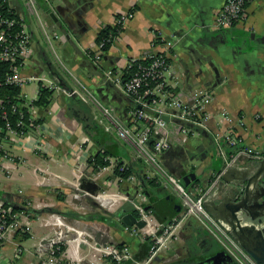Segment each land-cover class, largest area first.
<instances>
[{"label": "crops", "instance_id": "1", "mask_svg": "<svg viewBox=\"0 0 264 264\" xmlns=\"http://www.w3.org/2000/svg\"><path fill=\"white\" fill-rule=\"evenodd\" d=\"M5 1L33 31L30 70L44 71L63 91L51 90L56 101L52 100L49 107L38 105L36 117L45 138L43 150H38L32 140L7 143L21 159L11 174L0 169V204L27 208L32 228L4 238L0 243V264H40L45 252L40 251L41 242L56 236L62 218L99 222L115 240L128 244L133 254L141 255L150 235L136 225L128 229L120 220L124 211H136L127 198H138L157 209L161 218L155 215V225L169 221L167 195L172 203L182 204L177 194L168 191L170 185L156 180L158 185L150 184L149 180L155 179L152 167L135 159L131 150L109 132L119 144L113 149L118 156L109 155L115 157V163L101 171L89 162L104 145H111L97 136L94 125L99 126V108L93 98L115 106L121 117L128 107L120 88L107 81L105 73L123 71L130 61L161 51L160 39L174 43L171 83L178 84L179 89L210 92L212 124L219 121L223 110L228 111L236 120L231 125L224 120L221 130L227 132L235 127L246 144L264 151V0H251L247 17L226 29L219 28L215 21L226 0H35L34 11L27 0ZM132 11L134 16L118 32L101 64H94L88 52L93 53L100 31L113 25L119 14ZM36 91L35 85L31 94L37 100ZM34 136L38 137L37 133ZM214 139L213 131H203L186 145L165 152L161 161L165 166L172 165L170 172L178 176L196 172L197 179L187 186L191 191L199 185L207 187L217 170L226 167L230 160L217 153ZM222 149L230 153L225 146ZM194 156L198 165L191 163ZM120 161L134 170L135 180L118 179L115 168ZM226 168L220 182L207 195L206 207L241 245L257 247L264 225L259 224L258 218L253 221L252 216H247V223L256 226L237 235L231 229L226 204L236 188L250 181L264 187V158L242 157ZM141 191L145 195L142 199ZM258 212L259 207L253 208L254 217ZM68 237L70 241L61 243L63 250L73 255L77 251L81 257L93 251L79 246L74 235ZM220 249L221 243L195 216H190L182 223L178 239L157 254L152 264L192 261ZM100 264L115 262L105 258Z\"/></svg>", "mask_w": 264, "mask_h": 264}, {"label": "built area", "instance_id": "2", "mask_svg": "<svg viewBox=\"0 0 264 264\" xmlns=\"http://www.w3.org/2000/svg\"><path fill=\"white\" fill-rule=\"evenodd\" d=\"M250 1L226 0L215 16L216 25L226 29L244 20L248 14ZM27 3L34 11L35 0H27ZM10 11L6 1L0 0V169L8 174H11L13 167L21 159L7 147L10 140L19 144L32 140L38 150L45 147V138L40 133V123L36 117L38 109L36 98L29 93L27 85L34 83L38 96L41 87L49 88L55 93L63 91L59 84L48 79L44 71L30 70L33 58V31L24 17L14 15ZM36 13L38 14L37 11ZM133 16V11L121 13L115 18L112 26H117L120 32ZM38 17L41 20L39 14ZM43 30L49 37L44 25ZM159 41L163 49L142 58L143 61L137 63L132 75L125 76V71L133 65V61H130L123 71L105 73L107 81L120 88L128 101L127 111L123 117L117 113L115 106L93 98L94 104L99 108L97 123L131 150L135 159L151 166L155 180L170 185L182 200V209L178 215L167 223L155 225L152 222L155 217L153 208L138 198H127L134 205L137 216L146 221L143 229L150 235L151 240L148 255L143 259H135L134 264H152L157 254L169 249L172 242L178 239L182 223L190 216H195L207 228L237 264H262L254 259L207 209L206 199L210 190L227 172L228 165L234 164L242 157L263 158L264 151L246 144L244 136L235 127H230L227 132L221 130L224 120L230 125L236 120L228 111L223 110L219 121L215 125L212 124L214 117L208 109L213 99L210 92L204 89L190 91L179 89L178 84L171 83L170 77L174 74L170 69V60L174 43L170 39ZM106 42V40L97 42L93 53L92 50L88 52L96 65L101 64L104 59ZM81 85L84 92L89 94L88 88L82 83ZM52 100L56 101L55 98ZM165 116H168V120ZM203 131L214 132L217 153L225 159L230 157V160L207 187L199 185L191 191L180 175L166 169L161 156L177 146L186 145L192 137L199 136ZM35 133L38 137L34 136ZM223 146L228 148L230 153L224 152ZM105 160L109 163L101 167V171H106L115 163V157L112 156H107ZM128 167L129 165L123 162L119 169L125 172ZM117 176L120 181L136 178L134 173ZM139 195L141 199L145 196L143 191ZM59 223L61 230L56 236L41 242L40 251L45 252L41 254L40 264H100L105 258L117 264H124L134 257L128 244L123 243L120 246L117 240L112 241L113 237L106 245L98 243L93 232L101 230L104 234L107 233L99 222L62 218L59 219ZM31 228L27 208L14 210L13 206L0 204V243L8 234L15 231L29 232ZM68 234L75 236L79 246L85 245L87 249L93 251H88V256L81 257L77 251L73 255L63 250L61 243L70 241Z\"/></svg>", "mask_w": 264, "mask_h": 264}, {"label": "water", "instance_id": "3", "mask_svg": "<svg viewBox=\"0 0 264 264\" xmlns=\"http://www.w3.org/2000/svg\"><path fill=\"white\" fill-rule=\"evenodd\" d=\"M53 15V14H52ZM168 120V116H165ZM264 158V157H263ZM224 176V175H223ZM186 186L190 185L191 182L197 179L196 172H189L184 176H180ZM220 182V181H219ZM258 188V189H257ZM261 191L262 194L258 195V192ZM233 197L229 199L226 206L228 208V216L230 217V225L232 226V231L237 235L239 231L245 232L246 230H252L256 226L255 224L247 223V216H252L253 221L258 218L259 224L264 225V187H259L253 182H249L244 187L236 188L234 190ZM150 194V192H148ZM263 198L262 201L260 199ZM259 207V212L257 217H254L255 214H252L253 208ZM182 209V204H177L176 212H180ZM215 216V215H214ZM216 217V216H215ZM218 219V217H216ZM120 219L127 225V227L138 226L139 228H144L146 226V221L141 220L133 211H124L120 215ZM219 220V219H218ZM220 221V220H219ZM251 225V226H250ZM234 232H232L234 234ZM95 240L98 243H106L109 240H112L110 232L107 230V233H103L101 230L94 231ZM264 227L260 229L259 235L261 242L257 247H249L247 244H242L244 249L259 263L264 264ZM114 241V238L113 240ZM210 260H219V264H237L233 257L225 250H218L213 256L209 257L204 261L195 260L189 264H205ZM135 258L132 257L128 259L125 264H133Z\"/></svg>", "mask_w": 264, "mask_h": 264}, {"label": "trees", "instance_id": "4", "mask_svg": "<svg viewBox=\"0 0 264 264\" xmlns=\"http://www.w3.org/2000/svg\"><path fill=\"white\" fill-rule=\"evenodd\" d=\"M7 5V4H6ZM8 10V9H7ZM10 13L14 14L13 12L10 11ZM15 15V14H14ZM119 32V28L117 26H112V25H107L105 26L99 33L98 37H97V42H100L102 40H106V45H105V49L108 50L111 47L112 41L114 40V38L118 35ZM110 40V41H109ZM143 60L141 59H136L133 60V65L131 67H129L126 71H125V76H130L134 73V71L136 70V66L138 62H142ZM53 91H51L49 88H45V87H41L40 90V95L39 98L36 100V104L41 106V107H49L51 102H52V97H53ZM99 125V124H98ZM95 126V130L97 131V136L98 138H101L102 140H107L109 142H111V145H104V149H101V151L95 155H92L89 158V162L93 165L94 169L98 170L101 167L107 165L109 163L108 160H105V158L109 155H114V156H118V152L113 150L116 147L119 146L118 142L115 141L114 139H112L107 132L104 131V129L102 128V126ZM122 161H120L116 168H115V172L116 174H123V175H128L130 173H134V170L131 167H128V169L125 172H121L120 171V166L122 165ZM220 171V170H217ZM150 184H154V185H158V183L155 182L154 180H149ZM147 183V181H146ZM5 206H9L8 204H5ZM177 208V206H176ZM176 208L174 209H169V207L167 208L169 210V213H167V215H169V221L172 220L173 217H175L176 215H178L179 212H176ZM14 210H20L21 208L19 207H13ZM154 213L156 216L160 217V214L158 213L157 209L153 208ZM135 214L137 215V211H135ZM120 246L123 245V243L119 244ZM151 247V240L148 241V243L146 244L145 250L142 251L141 255H135L136 259H143L148 255V252L150 250ZM116 264V263H115Z\"/></svg>", "mask_w": 264, "mask_h": 264}, {"label": "flooded vegetation", "instance_id": "5", "mask_svg": "<svg viewBox=\"0 0 264 264\" xmlns=\"http://www.w3.org/2000/svg\"><path fill=\"white\" fill-rule=\"evenodd\" d=\"M166 203H167V206L169 207V209L170 208L171 209H174L177 206L176 202L175 203H172L171 202V196H169V195H167V201H166ZM215 253L208 254V255H204V256H202V257H200L198 259H195V260H197V261H204V260L208 259L209 257L213 256ZM195 260H192V261H186L185 260V261H180V262L171 263V264H189V263L194 262ZM205 264H219V260H210V261L206 262Z\"/></svg>", "mask_w": 264, "mask_h": 264}, {"label": "rangeland", "instance_id": "6", "mask_svg": "<svg viewBox=\"0 0 264 264\" xmlns=\"http://www.w3.org/2000/svg\"><path fill=\"white\" fill-rule=\"evenodd\" d=\"M57 48V51H58V53L59 54H61V51H60V49L58 48V47H56ZM37 57V56H36ZM34 86H35V84L33 83V84H30L29 86L27 85V89L29 90V93L31 94V92L33 91V89H34ZM126 149H128L127 147H126ZM191 163H194V164H196V165H198L199 164V160H198V158L196 157V156H194L193 157V160H192V162ZM166 169L168 170V171H172L171 169H173V166L172 165H169L168 163H166ZM168 191H170V193L172 192V193H174V190H173V188L171 187V186H168ZM121 220V219H120ZM111 260V259H110ZM112 261V260H111ZM113 262V261H112Z\"/></svg>", "mask_w": 264, "mask_h": 264}]
</instances>
